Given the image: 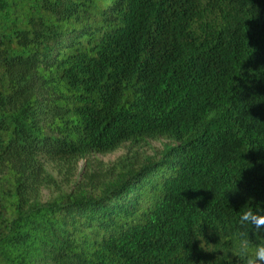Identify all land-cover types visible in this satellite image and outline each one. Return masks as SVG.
I'll return each instance as SVG.
<instances>
[{
  "label": "trees",
  "instance_id": "1",
  "mask_svg": "<svg viewBox=\"0 0 264 264\" xmlns=\"http://www.w3.org/2000/svg\"><path fill=\"white\" fill-rule=\"evenodd\" d=\"M249 208L264 0H0V264H247Z\"/></svg>",
  "mask_w": 264,
  "mask_h": 264
},
{
  "label": "clouds",
  "instance_id": "2",
  "mask_svg": "<svg viewBox=\"0 0 264 264\" xmlns=\"http://www.w3.org/2000/svg\"><path fill=\"white\" fill-rule=\"evenodd\" d=\"M239 224L244 228L264 229V223L258 219V210L253 211L251 208L242 212ZM239 254L247 259V264H264V245H257L250 251L248 241L242 237Z\"/></svg>",
  "mask_w": 264,
  "mask_h": 264
},
{
  "label": "rangeland",
  "instance_id": "3",
  "mask_svg": "<svg viewBox=\"0 0 264 264\" xmlns=\"http://www.w3.org/2000/svg\"><path fill=\"white\" fill-rule=\"evenodd\" d=\"M161 147V144L160 143H152V147H147L145 150V152H147L148 154H152L153 153V150L156 148H160ZM127 152V149L126 148H123V149H120L110 155H107V156H97L94 158V161L96 160H99L101 162H103L104 164L106 165H110L112 163H114L115 161H117L121 156H123L124 154H126ZM84 165H85V162H81L79 164V168H80V171L84 168ZM57 178L60 180V177L57 176ZM56 195H55V192L53 190H44L43 192V201L44 202H47L49 201L50 199L54 198Z\"/></svg>",
  "mask_w": 264,
  "mask_h": 264
}]
</instances>
